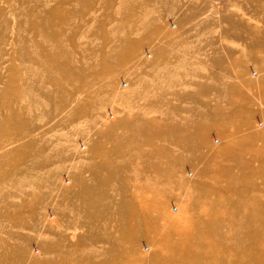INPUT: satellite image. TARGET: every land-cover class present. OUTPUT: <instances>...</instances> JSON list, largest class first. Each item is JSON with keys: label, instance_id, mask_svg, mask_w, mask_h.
Returning a JSON list of instances; mask_svg holds the SVG:
<instances>
[{"label": "rangeland", "instance_id": "1", "mask_svg": "<svg viewBox=\"0 0 264 264\" xmlns=\"http://www.w3.org/2000/svg\"><path fill=\"white\" fill-rule=\"evenodd\" d=\"M0 264H264V0H0Z\"/></svg>", "mask_w": 264, "mask_h": 264}]
</instances>
